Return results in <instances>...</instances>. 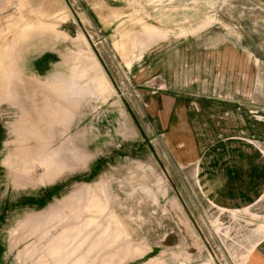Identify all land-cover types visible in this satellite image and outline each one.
Instances as JSON below:
<instances>
[{"label": "rangeland", "instance_id": "rangeland-1", "mask_svg": "<svg viewBox=\"0 0 264 264\" xmlns=\"http://www.w3.org/2000/svg\"><path fill=\"white\" fill-rule=\"evenodd\" d=\"M169 88L264 158V2L0 0V264H244L264 189L210 201Z\"/></svg>", "mask_w": 264, "mask_h": 264}, {"label": "crops", "instance_id": "crops-1", "mask_svg": "<svg viewBox=\"0 0 264 264\" xmlns=\"http://www.w3.org/2000/svg\"><path fill=\"white\" fill-rule=\"evenodd\" d=\"M143 62L151 63L152 58ZM33 67L35 68V62ZM184 92L169 88V91L160 93L163 103L159 107V115L165 119L163 126L166 132L174 123L177 126L191 125L187 128L191 129L192 134L183 130L189 136L185 134V139H179L181 143L177 144L182 150L180 155L184 158L179 161L183 165L197 163L200 188L211 202L231 205L230 203H243L253 199L264 189L262 154L249 144L239 142L238 146H234L232 138L236 136L216 139L227 126L225 121H218L216 124L211 118L213 114H209L207 110L215 101L199 99L198 108L201 106V109L198 110ZM200 121L204 130L208 128L209 131L202 133L200 126H193ZM261 127L263 128V123ZM260 137L264 140V137ZM244 264H264V237L249 252Z\"/></svg>", "mask_w": 264, "mask_h": 264}, {"label": "water", "instance_id": "water-1", "mask_svg": "<svg viewBox=\"0 0 264 264\" xmlns=\"http://www.w3.org/2000/svg\"><path fill=\"white\" fill-rule=\"evenodd\" d=\"M261 1H263V2H264V0H261Z\"/></svg>", "mask_w": 264, "mask_h": 264}]
</instances>
